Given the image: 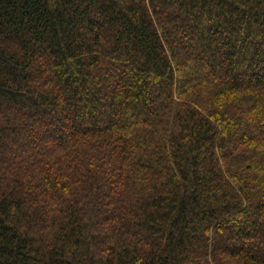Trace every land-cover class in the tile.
Returning <instances> with one entry per match:
<instances>
[{
	"label": "trees",
	"instance_id": "trees-1",
	"mask_svg": "<svg viewBox=\"0 0 264 264\" xmlns=\"http://www.w3.org/2000/svg\"><path fill=\"white\" fill-rule=\"evenodd\" d=\"M0 264H264V0H0Z\"/></svg>",
	"mask_w": 264,
	"mask_h": 264
}]
</instances>
